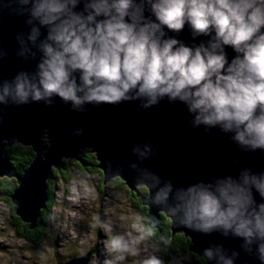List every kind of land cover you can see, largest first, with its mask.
<instances>
[{
  "label": "clouds",
  "instance_id": "clouds-1",
  "mask_svg": "<svg viewBox=\"0 0 264 264\" xmlns=\"http://www.w3.org/2000/svg\"><path fill=\"white\" fill-rule=\"evenodd\" d=\"M2 15L23 18L15 56L34 64L0 79V112L56 101L74 113L180 105L189 129L210 138L218 133L237 153L264 154V0H0ZM185 32L187 40L180 38ZM6 55L0 50V60ZM129 154L127 167L147 188L148 207L165 211L178 229L239 242V251L220 243L200 249L205 264H237L241 254L264 264V170L232 157L219 163L234 174L186 182L188 172L180 170L174 184L139 167L156 156L150 140H133ZM106 167L122 171L111 162ZM94 219L111 234L100 241L102 264L138 255L140 241L159 224L135 212L119 217L118 226ZM157 241L165 248L170 243L165 234ZM140 264L163 261L149 253Z\"/></svg>",
  "mask_w": 264,
  "mask_h": 264
},
{
  "label": "water",
  "instance_id": "water-1",
  "mask_svg": "<svg viewBox=\"0 0 264 264\" xmlns=\"http://www.w3.org/2000/svg\"><path fill=\"white\" fill-rule=\"evenodd\" d=\"M21 30L26 31L23 18L0 16V50L7 54L0 60V79L11 78L18 70H30L34 64L22 62L15 56L14 36ZM180 38L187 40V33H182ZM185 119L186 114L180 105L170 106L167 103L147 111H139L135 104H121L115 107H88L84 113H74L59 101L52 107L30 104L22 108L3 109L0 112V178H14L17 183L10 195L16 216L28 224L30 230L35 229L49 200L48 181L53 168H59L63 160L81 161L82 152L91 149L97 156V167L104 177L103 184L115 179L124 182L130 191L142 198V204L147 207V216L158 218V229L161 215L168 216L165 211L145 204L148 190L147 196H141L140 185L135 183L139 173L127 167L128 163L133 162L129 144L142 138L155 145L156 156L139 167L148 168L174 184L181 182L178 175L180 170L188 172L186 182L225 173L234 174V169L219 163L221 159L227 161L232 157H238L242 166H249L253 171L264 170V154L237 153L226 137L216 133L215 138H210L198 130H191L184 123ZM76 129L83 130L79 136L69 134ZM14 144L30 147L35 154L30 166L21 175L12 169L4 157L5 149ZM163 145H167L166 151L162 150ZM106 162H111L114 171L120 168L121 173L115 174L109 170ZM170 222L172 235L182 233L188 237L191 240L190 251L200 258V249L210 243H220L239 251L238 241L224 239L217 234L202 237L178 229ZM91 257L92 253L89 252L58 264H89ZM237 264L256 262L241 254Z\"/></svg>",
  "mask_w": 264,
  "mask_h": 264
},
{
  "label": "rangeland",
  "instance_id": "rangeland-1",
  "mask_svg": "<svg viewBox=\"0 0 264 264\" xmlns=\"http://www.w3.org/2000/svg\"><path fill=\"white\" fill-rule=\"evenodd\" d=\"M44 139L47 141V136ZM68 175L66 182L57 178L53 180V206L50 221L44 228L45 237L34 239L33 235L34 240H29L18 234L22 233L20 221L13 218L15 213L7 198L0 195V264L66 263L89 252L92 253L89 264H102L105 256L100 241L110 238L111 234L100 229L94 217L112 221L116 226L121 223L119 217H128L133 212L144 217L135 207L133 192L127 186H117L114 180L103 184V174L81 169L76 164L71 165ZM129 222L124 221V228ZM137 231L144 229L138 225ZM138 247L141 248L138 255L128 256L119 264H140L149 253L159 257L163 264H190L185 260L169 259L160 253L151 236L140 241Z\"/></svg>",
  "mask_w": 264,
  "mask_h": 264
},
{
  "label": "trees",
  "instance_id": "trees-1",
  "mask_svg": "<svg viewBox=\"0 0 264 264\" xmlns=\"http://www.w3.org/2000/svg\"><path fill=\"white\" fill-rule=\"evenodd\" d=\"M47 143V142H46ZM4 157L10 163L12 169L17 174H23L26 169L30 166L31 162L33 161L35 154L30 147H25L19 144H14L11 147H7L4 151ZM81 161H69L63 160L59 168H53L52 170V177L48 181V197L49 200L47 202L46 208L42 210L41 217L37 222V226L35 229L30 230L29 225L22 223L20 219L17 217L16 220H19L20 226L22 229V233L18 232V234H23L29 240H34L40 236L45 237L47 235L46 230L44 229L51 218V209L53 206V180L60 179L63 182L69 180V170L71 165L76 164L81 169H89L91 172H102L99 170L97 156L92 152L86 150L81 154ZM113 183L117 184V186H121L125 188L126 184L119 179H115ZM17 187V183L15 179H7V178H0V195H3L7 198L8 203L12 207V210L15 213V207L12 205L10 200V195L13 193L15 188ZM141 196H147V189L141 187L140 189ZM134 197L135 193H132ZM138 202H134L135 207L142 212V215L145 217L147 216V207L142 204L141 197H136ZM170 219L167 218L164 214L161 215L160 219V227L155 229L151 235V241L155 243L157 249L160 253L164 254L167 258L175 260V261H188L190 264H205V261L198 257L196 254L190 251L191 240L183 235L182 233H177L176 235H172ZM20 231V229H19ZM161 234H165L170 243L167 248L163 245H160L157 241V237ZM35 235L34 239L32 236ZM39 241V240H38Z\"/></svg>",
  "mask_w": 264,
  "mask_h": 264
},
{
  "label": "flooded vegetation",
  "instance_id": "flooded-vegetation-1",
  "mask_svg": "<svg viewBox=\"0 0 264 264\" xmlns=\"http://www.w3.org/2000/svg\"><path fill=\"white\" fill-rule=\"evenodd\" d=\"M136 196V195H135ZM137 197V196H136ZM136 197H134L133 196V194H132V198H133V200H134V202L136 203V202H138V199L136 198ZM13 205V204H12ZM12 208V207H11ZM13 218H17V216H16V214H15V216H13ZM21 221V220H20ZM22 222V221H21ZM23 223V222H22Z\"/></svg>",
  "mask_w": 264,
  "mask_h": 264
}]
</instances>
